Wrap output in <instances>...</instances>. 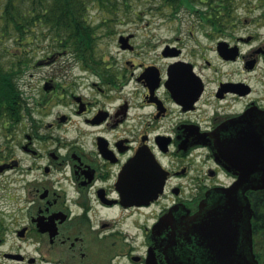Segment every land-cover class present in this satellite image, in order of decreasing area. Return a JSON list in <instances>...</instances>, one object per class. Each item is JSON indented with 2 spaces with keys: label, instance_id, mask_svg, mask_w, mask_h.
Returning a JSON list of instances; mask_svg holds the SVG:
<instances>
[{
  "label": "flooded vegetation",
  "instance_id": "af4514ba",
  "mask_svg": "<svg viewBox=\"0 0 264 264\" xmlns=\"http://www.w3.org/2000/svg\"><path fill=\"white\" fill-rule=\"evenodd\" d=\"M113 19L104 36L117 41L116 55L131 54L124 61L99 46L52 49L37 61L54 72L17 125L27 127L22 137L17 127L5 132L21 156L0 162V173L19 182L23 221L15 232L27 242L1 251L0 264H215L198 225L232 205L243 245L246 199L264 264V47L244 50L252 35L234 41L235 33L213 32L215 60L204 57L199 67L168 36L154 43L144 34L138 43L136 32L113 29ZM227 63L237 67L225 70ZM252 182L262 189L250 190ZM172 215L179 216L173 230ZM29 246L33 254L24 253Z\"/></svg>",
  "mask_w": 264,
  "mask_h": 264
},
{
  "label": "rangeland",
  "instance_id": "374dc122",
  "mask_svg": "<svg viewBox=\"0 0 264 264\" xmlns=\"http://www.w3.org/2000/svg\"><path fill=\"white\" fill-rule=\"evenodd\" d=\"M5 1L6 0H0L1 6H3ZM259 1L261 0H237L236 25L230 32H227V34L235 33L233 37H230V39L234 41L236 35H243L245 37L249 35L253 36L251 39L253 41L251 43L247 42V44L243 45L244 50L259 44H262V47H264V6L259 3ZM162 2L163 0H131L129 9L122 8L123 4L118 3L115 16H117V18L119 17V21H117V24L113 25V29L116 27L115 29H117V32L124 30L127 32H136L137 37L135 38V42L137 41L138 43L145 40L146 36L144 34L153 35L154 39H151V42L154 43L162 41L163 38L168 36L171 42H173L172 44L183 46L184 56L196 62L199 67H204V57L215 60L216 56L214 49L217 38L215 39L211 36V33L208 32V27L202 26L200 22H198L199 19L197 15L190 12L187 8L182 7L178 12L174 13V9L171 6ZM30 3H32V0L26 1V4ZM98 5L99 3H93L91 5V13L94 17L93 20L96 19V23L100 20L102 21L103 18H106L105 15H107ZM139 17H142V19H139ZM112 38L113 37L110 38V36H101L99 39V48H108L107 52H109V54H115L114 57H116V59L119 58L117 60L119 62H121V60L124 61L125 58H129L131 56L130 53L120 54L118 52V55H116L118 43L115 38ZM49 43L50 41L46 39L43 43L38 41L33 46L30 43H27L26 46V49H30L29 53L32 54L33 60L28 70L25 69L18 82L31 104H34L36 100L40 101L43 94V82L54 72L53 65H37L38 60L47 59V56H49L45 52ZM2 47H11L4 38L0 41V51H2ZM152 53H156V51L152 50ZM10 55L11 54L7 52L3 54L2 59L7 64H10L12 56ZM235 66L237 67V64L231 65L227 63L224 69H230ZM202 70L207 76L206 79L209 82L208 84H210L209 86L213 87L214 76L211 74V69L203 68ZM261 71L263 88L264 60L262 61ZM258 78L259 76H255L254 74L248 76L249 82L255 85L259 83ZM48 119H50V117H48ZM17 129L16 134L21 138L23 135L22 133H24L27 127L21 128L19 126ZM5 132L6 130L0 124V151L6 153L11 149V155H9L8 159L0 158V162L4 160L10 162L12 159H19L21 156L17 141V145H14L15 141L12 140L13 137H11V142L8 141ZM10 143L12 146H10ZM10 174V171L7 173H0V198L3 197L0 199V201H2L0 204V219H2L7 226L6 229L0 230V238H3V241H0V252L3 250H23L27 242L26 238L23 240V238H20L15 232V227L20 225L23 221L20 211L22 201L19 199V182L10 178ZM14 193L15 195H12ZM9 195L11 199H8ZM12 197H14V199H12ZM15 219L17 220L16 222H14ZM24 253L33 254V248L29 246Z\"/></svg>",
  "mask_w": 264,
  "mask_h": 264
},
{
  "label": "trees",
  "instance_id": "16d2710c",
  "mask_svg": "<svg viewBox=\"0 0 264 264\" xmlns=\"http://www.w3.org/2000/svg\"><path fill=\"white\" fill-rule=\"evenodd\" d=\"M26 1L6 0L3 6L0 4V41L4 38L11 46L0 51V124L6 131L17 127L29 105L18 82L33 60L30 49H26L27 43L33 46L47 39L50 41L45 49L47 54L58 48H97L101 36L109 31L105 25L109 27L114 22L117 4L122 3V8L128 9L131 5V0H32L30 4ZM93 3H99V8L107 13L98 23L91 13ZM162 3L171 6L174 13L187 8L210 33L225 35L236 25L237 0H163ZM6 52L12 55L10 64L2 59ZM2 155L0 151V158ZM256 212L258 215V208Z\"/></svg>",
  "mask_w": 264,
  "mask_h": 264
},
{
  "label": "water",
  "instance_id": "95a60500",
  "mask_svg": "<svg viewBox=\"0 0 264 264\" xmlns=\"http://www.w3.org/2000/svg\"><path fill=\"white\" fill-rule=\"evenodd\" d=\"M183 64H189V63L184 62ZM192 73L194 74L193 71ZM160 167L161 166L159 164H156L155 169L161 172ZM2 168L3 166H0V169ZM157 175L158 174L156 173V176ZM156 176H155V194H159L162 192L161 189H163L164 187L165 178L162 175L159 179V182H157ZM248 186L250 190L262 189V183L256 184L252 182ZM128 196L130 199H132V195H128ZM141 196L142 195H139L138 198H140ZM158 196L159 195H149L148 198L157 199ZM228 196L230 199V195ZM133 199H136V197H133ZM209 202L210 204H212L211 199H209ZM207 205L208 203L206 204V206ZM246 205H247L246 207H248V212L245 216L246 241L241 246H239L238 243V237L240 236L239 235L240 225L238 223V220L237 219L235 220L234 218L236 217V215L232 205L229 208H227V206L223 207L224 209L223 211H221V208H219L218 211H216L213 214L215 216V218H213V221L208 220L207 222H202L201 224L198 225V227L202 228L204 233L208 236V240L211 241L210 245L208 244V246L211 249L215 250L217 253L219 260H217L215 264H217L218 261L219 264H259L253 249V238H252L253 227H252L251 218L254 214V209L252 208L249 199H246ZM169 220L171 221L172 230L175 229L177 223L179 222V216L172 215L170 216ZM240 223H241V219H240ZM18 234L21 235L22 230L19 231ZM10 255H21V254H10Z\"/></svg>",
  "mask_w": 264,
  "mask_h": 264
}]
</instances>
